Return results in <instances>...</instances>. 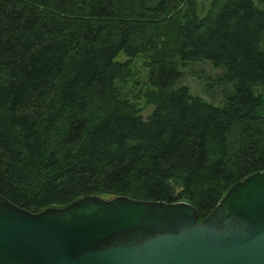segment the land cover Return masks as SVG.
<instances>
[{
  "label": "trees",
  "instance_id": "1",
  "mask_svg": "<svg viewBox=\"0 0 264 264\" xmlns=\"http://www.w3.org/2000/svg\"><path fill=\"white\" fill-rule=\"evenodd\" d=\"M121 56L126 59L122 60ZM148 60L143 110L123 87ZM222 73L194 95L185 68ZM264 171V0H0V195L185 201L200 220Z\"/></svg>",
  "mask_w": 264,
  "mask_h": 264
},
{
  "label": "water",
  "instance_id": "2",
  "mask_svg": "<svg viewBox=\"0 0 264 264\" xmlns=\"http://www.w3.org/2000/svg\"><path fill=\"white\" fill-rule=\"evenodd\" d=\"M0 264H264V171L191 204L87 196L31 213L0 195Z\"/></svg>",
  "mask_w": 264,
  "mask_h": 264
},
{
  "label": "rangeland",
  "instance_id": "3",
  "mask_svg": "<svg viewBox=\"0 0 264 264\" xmlns=\"http://www.w3.org/2000/svg\"><path fill=\"white\" fill-rule=\"evenodd\" d=\"M212 0H197L198 9L201 16H204L208 10ZM122 60L126 58L121 56ZM185 78L182 83L188 86L194 95L200 96L210 102L219 101V95L215 93L214 96L208 90V82L210 78H216L222 73L221 69L214 68L210 63H197L189 65L184 70ZM148 79V60L145 57H139L134 62L132 67V75L126 81L123 87V95L132 103L138 105L143 110L144 118H147L154 106H150L146 103L147 93L151 90V87L147 83ZM210 91V92H209ZM105 199H107L105 197Z\"/></svg>",
  "mask_w": 264,
  "mask_h": 264
}]
</instances>
